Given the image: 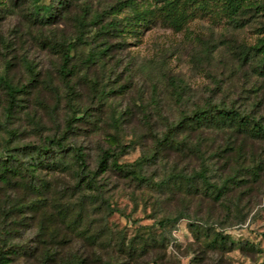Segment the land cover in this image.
<instances>
[{"label": "rangeland", "instance_id": "obj_1", "mask_svg": "<svg viewBox=\"0 0 264 264\" xmlns=\"http://www.w3.org/2000/svg\"><path fill=\"white\" fill-rule=\"evenodd\" d=\"M42 1L59 9L58 2L64 0ZM65 1L72 3L71 14L81 7L102 12L116 6L119 19L129 18L134 5L153 12L135 30L109 32L103 65L95 62L87 70L79 69L69 90L59 73L60 53L40 44L35 36L70 37L75 32L71 19L57 14L44 25L32 21L31 0H0V78L8 76L21 88L16 105L6 113L10 98L0 82V151L7 145L15 152L25 148L19 158L27 163V149L45 146L49 152L42 159L55 156L61 161L55 168L46 161L37 172L74 193L75 206L86 197L83 222L99 233L105 251L113 254L112 259L103 258L107 264H264V196L243 223L226 227L225 232L243 247L221 251L195 239L186 219L161 225L159 220L174 216L179 205L161 196L151 177L154 166L144 172L151 183L97 167L107 149L115 150L119 164L137 161L156 144L169 121L208 102L251 112L264 125V74L254 70L258 56L250 48L264 39V12L248 10L233 20L217 5L173 26L164 20L158 9L162 2L157 0ZM93 33L94 27L87 35ZM89 51L87 44L78 47L77 66ZM22 57L36 67L37 81L29 78ZM261 145L264 148V142ZM76 151L85 154L82 174L98 169L95 180L101 192L97 197L89 196L91 188L85 182L78 189L82 166ZM137 235L141 238L131 242ZM119 237H125V244L116 242ZM142 237L152 238V252L141 255ZM133 249L136 255L130 256L128 250ZM30 263L34 262L20 259L13 264Z\"/></svg>", "mask_w": 264, "mask_h": 264}, {"label": "trees", "instance_id": "obj_2", "mask_svg": "<svg viewBox=\"0 0 264 264\" xmlns=\"http://www.w3.org/2000/svg\"><path fill=\"white\" fill-rule=\"evenodd\" d=\"M157 1L162 2L158 9L164 20L173 26L188 21L196 12H211L217 5L221 13L233 20L248 10L264 12V0ZM58 3L59 9L52 2L31 0L30 14L33 22L40 21L44 25L57 14L73 22L75 32L70 37L56 38L42 33L35 36L40 44L60 53L59 73L69 90L72 76L79 69L87 70L95 62L103 65L109 50L105 41L109 32L135 30L141 20L145 21L153 12L150 8L138 9L134 5V14L119 19L120 8L116 6L102 12L81 7L79 13L71 14V2ZM109 13L112 14L110 18ZM92 27L95 28L93 37L87 35ZM83 44L89 45L90 51L77 66L74 55ZM250 48L258 56L254 70L264 74V39ZM22 62L29 78L37 81L39 72L33 63L26 57H22ZM11 65L12 62L8 63V67ZM0 82L10 98L8 113L16 105L15 96L21 88L8 76L1 77ZM221 134L219 143L217 138ZM263 142L264 125L256 115L208 102L169 121L160 139L137 161L119 164L115 150L107 149L102 151L97 167L102 172L110 169L129 175L135 181L151 183L153 179L161 196L179 205L174 216L166 215L159 220L161 225H174L186 219L195 239L204 241L206 247L234 251L243 245L225 232L226 227L243 223L255 203L264 196ZM24 149L18 148L15 152L16 149L7 145L0 151V264H13L20 259L34 262L30 264H91L92 260L95 264L98 261L107 264L104 259H112L113 254L105 251L99 233L83 222L86 197L79 198L77 204L81 205L75 206L74 193L59 188L54 180L37 172L46 161L53 168L60 166L61 161L55 156L42 159V155L49 152L44 146L27 149L30 158L26 163L19 158ZM75 155L82 166L77 174L78 189H82L85 182L91 188L89 196L97 197L101 192L95 180L98 169L94 174H82L85 154L76 151ZM150 165L154 166L152 179L144 173L145 167ZM138 238L141 235L134 236L131 242ZM143 238L138 242L144 245L141 255L153 250L152 238ZM119 241L125 244V237H119L116 242ZM74 244L84 249L75 248ZM248 247L257 250L254 245ZM134 252L136 249L128 250L130 256H135Z\"/></svg>", "mask_w": 264, "mask_h": 264}]
</instances>
